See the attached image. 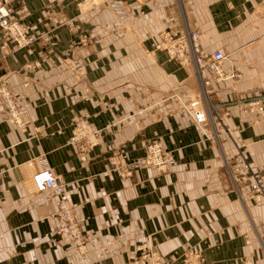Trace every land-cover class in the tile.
<instances>
[{
	"label": "crops",
	"instance_id": "1",
	"mask_svg": "<svg viewBox=\"0 0 264 264\" xmlns=\"http://www.w3.org/2000/svg\"><path fill=\"white\" fill-rule=\"evenodd\" d=\"M1 1L36 41L11 51L0 39V83L20 96L28 120L24 130L12 125L0 104V264H134L148 241L170 264L186 248L208 264H264V200L236 189L224 163L245 158L264 170V120L235 103L264 93L263 1ZM184 25L199 31L202 51L228 55L225 72L240 74L206 86L207 101L222 104L209 112L207 135L175 96H198L193 67L156 47L161 32ZM78 117L99 130L85 159L69 141ZM150 140L173 154L167 172L110 170L114 148L133 160ZM36 156L66 181L81 252L47 218L58 199L33 188Z\"/></svg>",
	"mask_w": 264,
	"mask_h": 264
},
{
	"label": "built area",
	"instance_id": "2",
	"mask_svg": "<svg viewBox=\"0 0 264 264\" xmlns=\"http://www.w3.org/2000/svg\"><path fill=\"white\" fill-rule=\"evenodd\" d=\"M142 4L154 0H135ZM263 15H264V0ZM111 7L118 14L125 10L118 3H111ZM77 44L85 45L88 36L84 33L78 35ZM0 39L1 47L9 45L11 51L29 47L36 41L28 28L14 16V9L9 4L0 0ZM158 49L165 50L173 59L183 66H192L200 82V92L195 98H182L175 94L180 107L191 117L193 122L206 134L205 125L208 122L209 112L216 113L222 104H212L207 101L206 86L210 79L217 81L236 79L240 76L237 70L225 72L223 62L228 55L218 49L213 52H204L201 49L199 31L186 25L179 30L167 29L160 33V41L156 44ZM26 68L31 67L27 64ZM242 111L255 114L254 121L264 120V93L235 101ZM0 104L7 120L14 126L25 129L28 124L23 116L26 108L20 98L9 87L0 83ZM207 135V134H206ZM99 130L93 128L85 117H78L73 121L70 143L74 144L85 159L87 152L98 144ZM144 155L130 160L118 148H114L107 158L110 170L115 171L120 177H130L137 168L150 167L159 173H165L174 164L171 151L166 150L159 140L145 141ZM34 160L39 165V170L31 174L30 181L36 191L49 190L58 199V208L47 218L52 224L62 227L63 232L70 238L71 243L80 252L85 250V234L74 216V208L67 198V185L62 177L46 165L43 156H36ZM227 172L234 187L244 185L249 195L255 200H264V170L253 162L242 158L235 164L225 160ZM139 254L134 259V264H170L165 260L150 241L138 246ZM181 264H208L201 252L194 248H186L179 256ZM241 264H254L252 260L244 259Z\"/></svg>",
	"mask_w": 264,
	"mask_h": 264
},
{
	"label": "rangeland",
	"instance_id": "3",
	"mask_svg": "<svg viewBox=\"0 0 264 264\" xmlns=\"http://www.w3.org/2000/svg\"><path fill=\"white\" fill-rule=\"evenodd\" d=\"M142 157V156H141ZM139 158V157H138ZM136 159V158H135Z\"/></svg>",
	"mask_w": 264,
	"mask_h": 264
}]
</instances>
